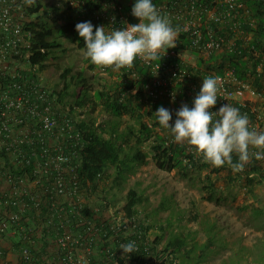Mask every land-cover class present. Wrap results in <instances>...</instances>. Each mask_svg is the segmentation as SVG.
<instances>
[{"label": "trees", "instance_id": "trees-1", "mask_svg": "<svg viewBox=\"0 0 264 264\" xmlns=\"http://www.w3.org/2000/svg\"><path fill=\"white\" fill-rule=\"evenodd\" d=\"M49 1L36 0L34 6L27 7L30 15H37L36 18L25 24V27L33 33L30 50L32 53L29 60L32 64H38L40 71L45 69L53 58H58L61 52L65 51L64 40L77 45L81 50H86L83 38L75 29L77 23L90 21L94 26L93 31L97 26H105L106 32L118 29V23L112 25L108 18L115 12L110 5L112 2L123 7L122 12L126 14L130 24L138 22L131 11L135 0ZM239 1L244 7H240L238 14L232 19L225 21L209 19V22L203 23L202 31L206 40L208 38L206 34L209 31L214 35H222L226 38L224 48L211 51L205 57L201 52L204 42L193 46L191 35L182 31L175 41L176 47L167 50L180 52L190 49L191 53L198 57L197 66L193 67L187 64L177 55L161 56L153 61H165L170 65L179 63L183 70L194 72L193 77L173 80L174 84L169 85L170 89L177 94L175 100L177 103H174L176 108L182 101L189 108L193 107V101L198 91L196 94L192 90L191 84L196 83L200 90L203 78L213 73L224 77L228 71H232L237 81L248 82L253 90L264 96V0ZM201 3L206 8L216 6L214 0H201ZM185 5V0H179L180 7ZM224 9L226 7L223 6L221 10ZM243 10H246L248 15H245ZM197 16L203 21L207 19L204 10H200V14ZM172 27L178 29L179 24H172ZM230 40L233 42H229ZM89 67L91 70L98 68L91 62ZM103 68L110 73L117 72L113 71L111 67ZM119 71L121 74L113 83H105L101 87H95L90 82L85 69L74 70L73 65H68L61 74L62 85L58 88L50 90L42 80L47 88L42 86L43 90L50 92L48 95L55 103L58 126L63 127V134L55 144L50 145V151L63 153L70 157L68 162L62 164V170L68 181V190H72V200L71 204L70 201H65L60 207L65 213L64 221L68 219L67 221L70 222V227L74 232L85 229L88 222H90L88 227L95 229L96 236L93 241L95 249L99 252V258L96 257L98 253L94 254L90 264H142L145 263V260L152 264L155 262V254L162 256L165 252L171 251L177 257V252L186 243L185 238L167 237L163 234L152 236L150 224L142 218L138 211V205L142 198L136 188L131 187L128 190L123 208L112 206L111 201L107 198V189L115 187L117 184H123L134 172V167L137 164L147 163L148 158L153 155L159 168L171 171L179 167L185 176L192 177L193 180L196 179L198 172L208 170L205 177L208 180L206 187L210 191L208 198L213 201L218 200L214 178H219L222 171L229 172V175H234L235 178H245L252 185L255 182L264 183V164L261 160H256L253 157L242 172L234 173L227 165L217 168L204 163L202 158L195 156L188 149L187 145L174 143L169 130L163 129L158 124L155 116L156 110L161 106L167 109L171 104L166 95L147 96L146 86L154 76L152 64H147L137 58L133 68H122ZM134 71L138 72V78H132L131 75ZM226 86L228 89H236L238 84L233 80L227 82ZM164 87V85H157L154 88L158 92ZM219 106L220 102L217 100V104L213 108H219ZM100 108L107 112L108 120H98L96 112ZM237 108L241 114L247 115L249 127L250 123L256 122L257 113L252 110L249 104L239 105ZM176 111H170L172 120L169 123L172 125L176 119ZM126 114L133 116L137 125L121 129L118 126V121ZM37 139L44 142H39ZM149 140L150 150L146 151L143 144ZM51 142L52 138L47 134L36 135L34 144L23 145V150L29 154L32 148L37 147L41 152V146H49ZM16 158L12 149L2 148L0 150V167L16 176H22L24 180L36 178L33 174L35 164H22ZM39 159L42 162L45 161L42 154ZM32 160L35 161V159ZM237 160L238 157L234 155L233 161ZM58 173L59 171L54 165L50 166L48 175L30 189L33 192L40 191L42 195L40 205L37 207L29 196L24 197L27 207L24 206L18 224L12 225L0 236V239H5L10 237L9 233L12 230L16 232V238L12 245L19 255L18 264H66L64 254L57 242V238L64 229L59 220L52 218L50 209L55 200L53 191L56 187ZM0 190L4 200L11 196L9 195L10 189L4 188L3 181H0ZM22 204L24 205V203ZM71 205H76L75 210ZM3 208L7 212L19 210V206L6 203ZM96 208L99 209L98 212ZM111 208L117 213L122 212L126 217H135V222L143 228L142 238L134 235L127 236L123 231L117 234L111 230L105 215ZM261 211L264 215V209L261 208L257 212L255 210L256 219L262 218ZM35 223L37 224L33 226ZM39 226L42 231L37 230ZM147 236L152 238L150 252L152 255L144 249L143 242ZM132 238L137 239L140 248L137 252L125 255L119 246L131 242ZM165 238L167 242L164 245ZM209 246L206 245L205 248ZM26 248L29 249L28 255L24 254ZM7 251L6 247L0 245V256L5 257Z\"/></svg>", "mask_w": 264, "mask_h": 264}, {"label": "built area", "instance_id": "built-area-1", "mask_svg": "<svg viewBox=\"0 0 264 264\" xmlns=\"http://www.w3.org/2000/svg\"><path fill=\"white\" fill-rule=\"evenodd\" d=\"M185 6H179V0H152L161 16L167 17L171 21V25L179 24L178 35L184 31L191 35V43L193 46H198L203 43L202 54L207 57L211 51L221 50L226 44V38L222 35H214L209 31L206 35L203 34L202 27L204 22H209V19L215 21H225L232 19L233 16L238 14V9L244 7L239 3V0H214L216 6L206 8L202 6L201 0H185ZM111 7L114 8L113 12L108 18L110 24L115 25L118 23V29H123L130 24L127 21V16L122 12V6L112 2ZM202 8H201V7ZM222 6V7H221ZM226 9L221 10V8ZM28 5L24 0H0V150L2 148L12 149L14 156L17 157L22 164L32 165L35 164L33 174L36 178L33 180L22 179V176H16L9 173L0 167V181L4 182V188H9V196L4 200L0 190V236L2 232L10 229L12 225L18 224L24 206V197L29 196L30 200L34 202L35 206H39L42 202V195L40 191L33 192L31 187L38 184L39 180L48 175L50 166H55L59 173L56 180V187L53 191L55 200L50 208L52 210L51 216L61 222V227L64 229L63 233L57 238L58 246L64 254V262L66 264H90L93 255L95 254L94 238L96 231L93 227H88L79 232H74L70 227V222L64 221L65 213L60 205L65 201H70L72 190H68V181L65 172L62 170V164L69 161L70 157L63 153L51 152L50 145L55 144L60 136L63 134V127L58 126V121L55 114V103L48 95L49 91L43 90L42 77L38 64L30 62L33 36L32 31L25 27L26 22L30 21V14L27 9ZM200 10H204L207 14V19L203 21L197 15ZM245 15L247 11L243 10ZM181 24V25H180ZM229 42H233L230 40ZM190 49H185L180 52L174 50H167L164 56L177 55L187 64L193 67L197 66L198 57L191 53ZM144 62V61H143ZM152 64L153 78L152 81L146 86L148 95H166L170 99L171 108L169 111L178 110L174 103H177V94L171 90L169 85L174 84L173 80H181L191 78L194 72L190 70H183L178 64L170 65L168 62H145ZM138 72L132 73V78H138ZM209 76H218L210 74ZM221 78V93L218 102L220 106L229 104L233 107L249 104L252 110L256 113L258 111L252 105L250 99H259L258 92L252 89L251 85L247 82L237 81L232 71ZM238 84L236 89H228L226 84L233 81ZM164 85L165 87L156 92L155 86ZM192 90L196 93L199 92V86L196 83L191 84ZM45 88V86H44ZM47 89V88H45ZM49 90V89H48ZM248 93V95H247ZM197 94V93H196ZM262 96V95H260ZM219 108H212V111H217ZM259 118L255 123H250V129L256 131H264L260 128L258 123ZM69 128L71 126L69 125ZM47 134L52 138V142L48 145L41 146V152L38 148H32L29 154L23 150V145H33L36 140V135ZM39 142L43 140L37 139ZM45 158L41 161L39 156ZM32 159H35L33 162ZM14 160V159H13ZM264 164V159H261ZM32 174V175H33ZM18 179V180H17ZM28 180V181H26ZM19 181V182H18ZM73 183V182H72ZM76 191V189H74ZM52 192V191H51ZM80 197V196H79ZM58 201V202H57ZM19 206V210L7 212L3 208L4 204ZM24 203V205L22 204ZM72 206V205H71ZM72 208L75 210L76 205ZM3 209V210H2ZM98 212V208H96ZM79 212L78 209L76 210ZM4 214H3V213ZM75 212V211H74ZM106 219L109 222L110 229L115 233L124 232L127 236H139L142 238L144 231L143 228L135 222V217H126L122 212L117 213L113 208L109 209L106 213ZM66 218V217H65ZM49 222V221H48ZM91 225V224H89ZM143 245L146 252H151L152 238L146 237ZM135 241L137 248H140L139 242L136 238L130 239ZM24 254H29V249H24ZM152 255V254H150ZM155 262L152 264H178L179 259L175 257L171 251L165 252L162 256L160 254L154 255ZM148 260H145V263Z\"/></svg>", "mask_w": 264, "mask_h": 264}, {"label": "rangeland", "instance_id": "rangeland-1", "mask_svg": "<svg viewBox=\"0 0 264 264\" xmlns=\"http://www.w3.org/2000/svg\"><path fill=\"white\" fill-rule=\"evenodd\" d=\"M36 17V14L30 15L31 20ZM64 46L65 51L40 71L50 90L62 85L61 74L68 65H73L74 70L85 69L95 87L111 84L121 74L120 71L110 73L103 67L91 70L84 50L67 40ZM258 98L250 101L258 111L260 128L264 129V96ZM182 105L184 101L180 102L178 110ZM96 115L99 121L109 118L103 108ZM134 125H137L136 119L128 114L118 121L121 129ZM143 148L150 150V140ZM200 172L193 180L179 167L171 171L161 169L151 155L147 163L134 167L123 184L107 189V198L113 207L123 208L128 190L136 188L142 198L138 211L150 224L152 236L185 238L186 243L177 252L179 263L264 264V215L262 211V218L256 219L255 215V210L264 209V183L251 185L245 178H235L222 171L219 178H214L218 200L210 201L205 179L208 170ZM166 242L165 238L163 244ZM206 245L210 246L205 248Z\"/></svg>", "mask_w": 264, "mask_h": 264}, {"label": "clouds", "instance_id": "clouds-1", "mask_svg": "<svg viewBox=\"0 0 264 264\" xmlns=\"http://www.w3.org/2000/svg\"><path fill=\"white\" fill-rule=\"evenodd\" d=\"M34 6L36 0H24ZM132 15L138 22L123 29L106 32L105 26L95 27L90 21L75 25L85 45V57L97 67H111L113 71L131 69L139 58L144 62L156 61L166 54L168 48L176 47L178 29L161 16L152 0H135ZM221 78L206 76L195 96L193 107L187 104L176 111L174 125L171 112L159 107L156 112L158 124L170 132L174 143L187 145L188 149L204 163L213 167L229 166L234 173L242 172L249 161L264 159V131L250 129L246 114L228 103L217 111L221 93ZM238 157L236 162L233 156ZM125 255L137 252L135 241L121 244Z\"/></svg>", "mask_w": 264, "mask_h": 264}, {"label": "crops", "instance_id": "crops-1", "mask_svg": "<svg viewBox=\"0 0 264 264\" xmlns=\"http://www.w3.org/2000/svg\"><path fill=\"white\" fill-rule=\"evenodd\" d=\"M177 38V37H176ZM37 223H35L33 226H35ZM38 231H42L41 226L37 227ZM9 238H2L0 239V245L6 247L8 251L6 252L5 257L0 256V264H18L19 261V255L18 252L13 248L12 242L15 241L16 238V232L12 230ZM98 253V254H97ZM97 254L96 257L99 258V252L95 250V255ZM1 255V253H0Z\"/></svg>", "mask_w": 264, "mask_h": 264}]
</instances>
